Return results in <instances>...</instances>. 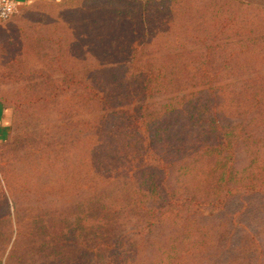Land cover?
Listing matches in <instances>:
<instances>
[{
	"label": "trees",
	"instance_id": "1",
	"mask_svg": "<svg viewBox=\"0 0 264 264\" xmlns=\"http://www.w3.org/2000/svg\"><path fill=\"white\" fill-rule=\"evenodd\" d=\"M199 2L77 0L64 2L71 9L55 14L57 2L37 1L6 20H14V25L0 33V57L39 60L49 70L35 71L44 77L47 91L33 95L32 103L25 98L22 105L37 110L40 103H52L50 110L55 111L57 96L71 91L93 112L83 121L91 132L83 133V139L60 127L66 141L52 137L46 146L54 153L67 142L74 146L79 158L73 163L80 172L74 171L70 179L83 184L90 180L95 186L76 205L75 227L27 221L24 228L16 217L18 210L10 206L0 217V259L5 264H92L98 253L113 249L114 263L124 264L121 247L126 233L118 221L123 214L141 219L135 231L141 236L144 230L172 226L174 217L203 200L200 182L190 190L195 180L208 184L206 197L213 198L209 205L221 203L243 176L244 191L256 190L257 181L264 184V86L252 88L261 75L240 79L213 70L218 58L223 66L233 60L240 65L238 55L251 51L248 44L253 39L243 37L251 30H234L222 4ZM234 2L244 11H264ZM42 8L51 13L44 15ZM43 21H49L48 26ZM233 38L245 48H231L228 40ZM257 52L255 59L264 60V51ZM72 69L80 72L70 73ZM188 80L195 82L196 91L185 93L181 84ZM240 82L247 86L240 87ZM226 103L242 118L224 129ZM241 144L251 156L242 170L233 161ZM253 168L260 171L254 173ZM1 188L0 198L12 204L8 191ZM206 236L204 231L193 233L194 239H202L200 244L207 243ZM21 239L23 245L18 243Z\"/></svg>",
	"mask_w": 264,
	"mask_h": 264
},
{
	"label": "rangeland",
	"instance_id": "2",
	"mask_svg": "<svg viewBox=\"0 0 264 264\" xmlns=\"http://www.w3.org/2000/svg\"><path fill=\"white\" fill-rule=\"evenodd\" d=\"M196 1L199 2V0ZM204 1L222 4L221 6L226 10L225 17L227 20H232L234 30L237 29L243 34L244 29H250L251 32L244 34L243 37H247V40L253 39L248 44L251 51L241 56L238 55L239 66H235L234 60L229 63L230 66H223L222 59L218 58L213 70L219 71L224 76L234 74L240 79L259 74L261 78L254 80L255 84L252 88L263 87L264 60H257L255 57L258 56V50L264 51V38H261L264 35V11H244L235 4V0ZM56 5L53 11L55 14L71 9V6H66L64 2H57ZM41 10H44V15L51 13L48 8ZM44 22L48 26L49 21ZM61 23H65L62 18ZM173 38L175 41H182L180 37L173 36ZM234 40V38L228 40L231 48H245V43H238ZM166 46L169 44L162 45L161 55L167 48ZM225 51L226 54L229 52ZM221 53L225 54L224 51ZM36 70L49 73L48 68L43 66L39 60L23 58L10 61L0 57V99L10 111L8 135L0 141V186L2 192L8 191L6 192L12 201V204H9L7 198L6 200L0 198V217L7 212V209L9 211L10 206H13L18 210L16 217L21 227L25 228L27 221L30 224L34 222L35 225L39 221L45 224L61 222V224H70L73 227L78 215L75 212L77 211L76 205H79L82 196L91 195L95 183L89 180L87 184H83L81 181L70 179L69 176L74 171L75 173L78 171L73 163L74 161L77 163L79 158L72 149L74 146L71 147L67 142L65 149L54 153L46 144L52 137L66 141V136L61 134L63 130L60 127L68 128L67 131L64 130L67 135H77L83 139V133L86 135L91 133L86 129L83 121L89 120L93 112L82 107L79 98H75V94L71 91L57 96L58 103L55 105V111L50 110L53 107L52 103L44 104V106L40 103V108L37 110H33L30 104L29 106L28 104L22 105L21 102L25 98L32 103L33 95L47 91L44 77H37ZM78 72H80L78 69L70 71L74 74ZM52 75L58 80L59 75L55 69ZM237 85L247 86L241 82ZM181 86L185 87V93L196 91L193 80H188ZM181 86L178 89L184 90ZM240 87L237 86V88ZM20 105L24 108L21 109ZM27 107L31 109L27 110ZM222 114L224 129L226 125L231 126L238 123L242 118L235 112L233 105L228 103L222 107ZM75 151L78 154V151ZM51 155L55 160H52ZM233 158L237 169L242 170L251 159L250 150L241 144ZM253 169H255L254 173L260 171ZM245 174L246 178H250L248 171H245ZM244 177L230 195L222 197L221 203L215 201V205H209L207 202L213 199L206 197L210 191L208 184L201 180L193 181L189 185L190 190L194 188L192 185L200 182L199 195L203 197V200L193 205L188 212L185 210L179 218L174 217L172 226L164 224L149 231L144 230L141 236L135 233L137 226L142 224L141 219L132 213L123 214L118 221L123 226L122 231L126 233L123 237L126 239L125 244L121 247L124 264H264V184L257 181L256 190L244 191V188L240 186L247 181ZM207 182L211 184L210 180ZM221 195L223 196L222 192ZM0 197H2L1 192ZM7 203L8 206H6ZM184 213L187 215L186 219L183 218ZM93 222L89 220L88 223ZM7 226V222L4 223V227ZM202 231L208 234L207 243L200 244L202 239H194L193 233ZM15 242L17 243L18 240ZM18 243L23 245L25 239H21ZM114 252L113 249L98 253L92 258V264H115Z\"/></svg>",
	"mask_w": 264,
	"mask_h": 264
},
{
	"label": "crops",
	"instance_id": "3",
	"mask_svg": "<svg viewBox=\"0 0 264 264\" xmlns=\"http://www.w3.org/2000/svg\"><path fill=\"white\" fill-rule=\"evenodd\" d=\"M17 14L20 11L32 7V5L37 1H51V2H66V1H77V0H17ZM252 5L260 6L264 8V0H240ZM14 20L4 21L0 23V33L8 32L10 26L14 25ZM10 129V111L8 106L0 99V141L5 139L8 135ZM0 264H5L3 260L0 259Z\"/></svg>",
	"mask_w": 264,
	"mask_h": 264
},
{
	"label": "built area",
	"instance_id": "4",
	"mask_svg": "<svg viewBox=\"0 0 264 264\" xmlns=\"http://www.w3.org/2000/svg\"><path fill=\"white\" fill-rule=\"evenodd\" d=\"M17 0H0V23L9 19L17 11Z\"/></svg>",
	"mask_w": 264,
	"mask_h": 264
}]
</instances>
